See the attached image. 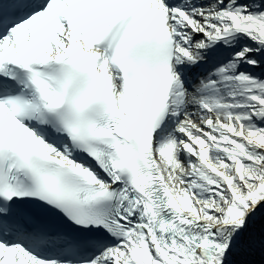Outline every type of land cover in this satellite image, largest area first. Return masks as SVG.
I'll return each instance as SVG.
<instances>
[{
	"label": "snow or ice",
	"instance_id": "6c2138e0",
	"mask_svg": "<svg viewBox=\"0 0 264 264\" xmlns=\"http://www.w3.org/2000/svg\"><path fill=\"white\" fill-rule=\"evenodd\" d=\"M0 264H264V0H0Z\"/></svg>",
	"mask_w": 264,
	"mask_h": 264
}]
</instances>
